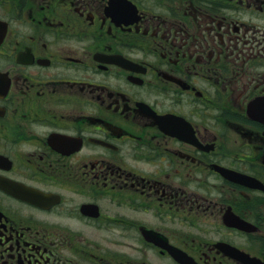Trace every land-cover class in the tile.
<instances>
[{
    "label": "flooded vegetation",
    "instance_id": "flooded-vegetation-1",
    "mask_svg": "<svg viewBox=\"0 0 264 264\" xmlns=\"http://www.w3.org/2000/svg\"><path fill=\"white\" fill-rule=\"evenodd\" d=\"M0 264H264V0H0Z\"/></svg>",
    "mask_w": 264,
    "mask_h": 264
}]
</instances>
